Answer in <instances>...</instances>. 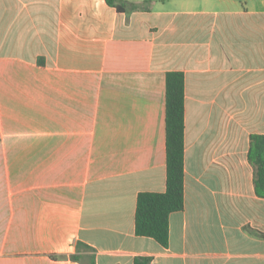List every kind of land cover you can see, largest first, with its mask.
<instances>
[{
  "label": "crops",
  "instance_id": "1",
  "mask_svg": "<svg viewBox=\"0 0 264 264\" xmlns=\"http://www.w3.org/2000/svg\"><path fill=\"white\" fill-rule=\"evenodd\" d=\"M123 1L0 0V264H264L247 158L264 136V0ZM170 72L184 208L164 248L134 220L138 195L166 187Z\"/></svg>",
  "mask_w": 264,
  "mask_h": 264
},
{
  "label": "trees",
  "instance_id": "2",
  "mask_svg": "<svg viewBox=\"0 0 264 264\" xmlns=\"http://www.w3.org/2000/svg\"><path fill=\"white\" fill-rule=\"evenodd\" d=\"M118 13L131 4L123 0H104ZM166 187L162 193H141L137 197L134 228L136 236L151 238L166 248L169 240V216L184 208V77L170 72L165 80ZM247 158L254 168V187L264 198V136L251 135ZM79 248L84 245H77ZM77 262L79 257L72 255ZM149 257L137 256L133 264H150ZM87 264H94L91 257Z\"/></svg>",
  "mask_w": 264,
  "mask_h": 264
}]
</instances>
